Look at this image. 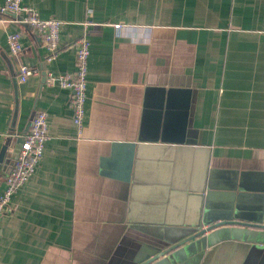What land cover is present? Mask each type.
<instances>
[{
  "label": "crops",
  "instance_id": "obj_1",
  "mask_svg": "<svg viewBox=\"0 0 264 264\" xmlns=\"http://www.w3.org/2000/svg\"><path fill=\"white\" fill-rule=\"evenodd\" d=\"M4 2L0 191L36 112L46 114L49 139L0 221V264L130 262L149 237L123 228L124 183L108 175H121V163L108 170L101 160L112 150L119 162L131 152L147 170L158 155L145 146L156 133L187 145L192 157L201 150L213 211L224 203L232 220L248 223L244 217L264 215V0H23L41 19L61 22L51 62L38 35L1 11ZM10 33L21 35L16 57ZM80 39L89 44L81 136L69 92L46 84L49 75L74 72ZM21 65L37 71L22 84ZM149 88L176 94L158 105ZM142 135L150 142H139ZM195 166L183 163L177 175L190 176ZM165 220H155L159 230ZM220 228L225 236L210 242L205 233L152 264H264V242L255 237L261 231Z\"/></svg>",
  "mask_w": 264,
  "mask_h": 264
},
{
  "label": "water",
  "instance_id": "obj_2",
  "mask_svg": "<svg viewBox=\"0 0 264 264\" xmlns=\"http://www.w3.org/2000/svg\"><path fill=\"white\" fill-rule=\"evenodd\" d=\"M150 94L155 95L156 100L154 98V101L161 105L168 100V98H163L165 94L167 97H171V95L174 97L176 91L166 93L164 90L149 88L146 96L148 97ZM157 138L156 133L153 140L149 139L155 143L151 146L144 144L147 148L146 153H150L152 158L153 153L158 155L154 156L155 161L150 162V167L147 170L143 163L132 159L131 152L124 156L120 162L116 159L118 157L116 150H112L109 157L101 160V165H104V168L108 170H112L116 163H121V175L111 172L107 174L110 177L116 176L124 183L127 198L123 205V228L127 232L144 231L149 237L146 244L143 243L146 247L140 249L126 264H152L205 233H208L207 238L212 242L227 234V229L220 228L222 226L235 225L261 231L255 237L264 242V215H261V212L259 215L251 217L253 222H250L252 221L250 217H244L247 218L248 223L232 220L230 214L233 212L228 210L231 206L224 203L218 204L216 211L212 210L210 207L212 206L211 194L208 191L210 184H208L207 174L204 172L200 149L199 152L197 149H193L192 155L197 154V157L194 155L192 157L187 145L185 147L174 146L176 144L169 141L172 138L166 135L162 136L160 141ZM143 141L144 143L150 142L148 137L142 135L139 142L143 143ZM179 141L182 142V139L180 138ZM21 142L22 139L17 142L18 145ZM159 142L160 144H158ZM127 147L125 148L132 150V146ZM183 154H186L190 160L184 159L181 162ZM15 157L16 154L11 159L14 161ZM183 163L186 165L195 163L196 166L190 176L186 175L180 178L177 175V169ZM161 216H165L166 220L159 225H166L167 229L165 230H159L160 228L156 227L155 220ZM180 217H183L185 221L177 220ZM204 225H206L205 228Z\"/></svg>",
  "mask_w": 264,
  "mask_h": 264
},
{
  "label": "built area",
  "instance_id": "obj_3",
  "mask_svg": "<svg viewBox=\"0 0 264 264\" xmlns=\"http://www.w3.org/2000/svg\"><path fill=\"white\" fill-rule=\"evenodd\" d=\"M2 12L13 14L20 18L17 22L27 25L40 38L43 47L47 51L46 61L51 62L59 53V34L61 22L55 19H41L37 12L23 5V0H5ZM120 28L119 25L115 26ZM10 54L18 56L23 46L19 33H10L6 37ZM75 70L71 74L53 76L46 78L48 86L58 85L69 92L70 106L72 109L73 124L76 126L79 136L84 129L86 86H87V64L89 57V44L85 39L76 42ZM36 69L27 65L18 68L16 79L22 84L36 73ZM48 136L47 117L44 112H36L30 122L28 132L22 137V142L16 153L13 165L7 172L3 189L0 191V221L6 209L10 205L11 198L15 192L24 186L35 172L42 158L44 146Z\"/></svg>",
  "mask_w": 264,
  "mask_h": 264
}]
</instances>
